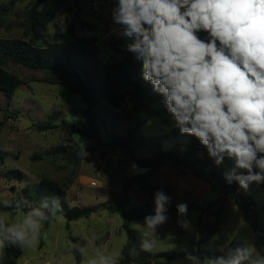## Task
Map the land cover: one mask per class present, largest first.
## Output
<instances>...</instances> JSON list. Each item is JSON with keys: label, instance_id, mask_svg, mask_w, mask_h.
Instances as JSON below:
<instances>
[{"label": "rangeland", "instance_id": "rangeland-1", "mask_svg": "<svg viewBox=\"0 0 264 264\" xmlns=\"http://www.w3.org/2000/svg\"><path fill=\"white\" fill-rule=\"evenodd\" d=\"M36 0H0V38L15 39L24 36L29 13ZM115 0H67V6L49 24L45 35L48 41L63 33L68 25L77 23L80 37H97V48L103 64L122 61L129 52L126 44L131 41L119 35V26L111 19ZM90 24L92 28L85 27ZM91 29V30H89ZM207 39L206 33L200 34ZM132 54V53H130ZM133 55V54H132ZM134 57V55H133ZM139 62V61H137ZM140 63V62H139ZM4 69L23 81L9 100L0 91V156L4 165L0 172V200L15 199L21 190L39 182L41 178L61 184L67 192L70 206L94 209V214L68 222L59 216L49 222L48 230L41 238L40 231H29L23 242V254L18 264H78L76 250L81 254L80 264H120L119 257L127 244V234L122 227V217L104 209L122 201L126 210L147 205L154 211V192L162 190L171 198L166 206V223L158 226L155 234L145 237L152 242L153 254L184 253L179 260L164 257L152 264H191L185 259L186 252L194 249L208 251L215 257L224 256L230 248L248 242H256L250 226L230 195L221 190L212 191L210 186L195 179L190 170L173 168L166 164L158 172L126 188L127 181L147 173L135 159L153 162L159 152H174L179 158H199L209 167H217L207 156L203 146L191 153L190 136H181L172 124L171 117L161 113L163 105H151V118L132 138H127L133 128L134 102L127 100L120 107L101 100L94 108L99 139L90 130L83 112L86 104L82 97L68 86V79L56 74L30 71L19 65L7 63ZM63 123L75 124L84 134L68 135ZM57 125V128L40 132L35 125ZM73 145L89 148L78 163L67 161H32L38 151L51 146ZM201 159V158H199ZM226 172L232 162L225 160ZM18 170L22 180H8L6 173ZM12 187H15V191ZM256 203L254 211L264 229V185L253 183L247 193ZM191 203L194 208L186 216H179L170 208L178 203ZM26 214H5L9 225L22 223ZM187 219L191 227L184 229L178 220ZM132 228L142 234L147 231L145 219L134 220ZM6 231L0 229V240ZM197 255V252L195 253Z\"/></svg>", "mask_w": 264, "mask_h": 264}, {"label": "clouds", "instance_id": "clouds-1", "mask_svg": "<svg viewBox=\"0 0 264 264\" xmlns=\"http://www.w3.org/2000/svg\"><path fill=\"white\" fill-rule=\"evenodd\" d=\"M110 11L119 35L131 41L125 50L140 62L142 80L163 98L179 134L196 138L215 166L232 162L224 173L227 184L235 182L245 193L253 183L264 185V0H115ZM201 33L208 38L201 39ZM51 203L54 217L58 198ZM170 204L162 190L154 192L155 215L145 218V237L166 223ZM48 207L49 201H42L17 225L5 228L0 221L6 239L15 245L29 231L35 236L40 220L48 218L42 209ZM176 210L186 216L187 203H178ZM178 224L191 227L187 219ZM152 247L142 239L141 250ZM197 251L186 252L185 259L191 264H264L254 243L220 257L201 258Z\"/></svg>", "mask_w": 264, "mask_h": 264}, {"label": "trees", "instance_id": "trees-1", "mask_svg": "<svg viewBox=\"0 0 264 264\" xmlns=\"http://www.w3.org/2000/svg\"><path fill=\"white\" fill-rule=\"evenodd\" d=\"M67 0H36L29 13L28 25L22 38L4 39L0 38V91L11 100L24 83L15 75L4 69L7 63L19 65L30 71H41L50 74L60 75L68 79L67 86L76 94L80 95L86 104L83 115L95 139H99L97 124L95 121L94 108L101 100L115 107H120L125 101L134 102V112L136 118L133 119V128L129 131L127 138H132L151 118V105L161 104L163 98L152 91L151 85L141 78V64L137 62L133 55L127 53L122 61L103 64L101 55L97 48V37H80L77 34V23L72 21L63 33L55 34L51 41H48L45 32L49 24L56 16L66 8ZM85 27L92 28L90 24ZM91 30V29H89ZM161 113H166L163 105ZM167 114V113H166ZM57 125H35L36 130L44 132L57 128ZM61 128L70 136L80 133L84 134L75 124L63 123ZM191 153L197 152L202 145L199 141L190 137ZM206 150V149H205ZM91 149L81 148L73 145L51 146L45 150L33 154L32 161H67L68 163H78L83 157L90 153ZM135 162L141 168H147L144 175L135 177L127 181L126 188L135 182H140L155 175L158 170L168 164L173 168L182 167L190 170L193 177L210 186L212 191L221 190L225 195H230L232 201L242 212L245 223H247L255 235V245L264 254V229L258 222V214L254 211L256 203L248 195L239 192L238 185L233 182L227 184L224 178L226 170L223 167H209L203 159L192 157L190 160L179 158L174 152L162 153L153 162L146 163L140 159ZM4 165V159L0 156V168ZM0 178L2 174L0 172ZM8 180H22V173L18 170H9L6 173ZM15 191V187H12ZM59 200V208L55 209L56 215L52 212L54 205L52 199ZM48 200L49 207L42 209L48 217L42 219V238L48 230L49 222L62 216L68 222L81 218H88L94 214V209L79 206H70L67 202L66 189L56 181L41 178L38 183L24 187L20 195L15 199L0 200V221H3L5 228L10 226L4 215L16 214L23 211L25 214L31 212L36 207L39 208L42 201ZM188 210L194 205L187 203ZM104 209L117 213L122 217V227L127 234V244L124 246L119 257L120 264H152L154 259L164 257L168 260H179L184 253H160L153 254L149 251L141 250V241L144 235L132 228L134 220L145 219L154 216L155 211L147 205L126 210L122 201H117L116 205L104 206ZM177 211L176 207L170 208ZM1 229V228H0ZM4 239V247L0 248V264H18L23 254V242L12 245ZM77 263L82 261L81 254L77 251ZM202 254V255H201ZM197 255L215 257L208 251L198 250Z\"/></svg>", "mask_w": 264, "mask_h": 264}]
</instances>
